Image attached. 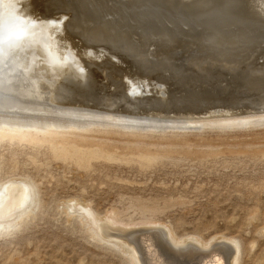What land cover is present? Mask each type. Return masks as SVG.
<instances>
[{
  "label": "rangeland",
  "instance_id": "obj_1",
  "mask_svg": "<svg viewBox=\"0 0 264 264\" xmlns=\"http://www.w3.org/2000/svg\"><path fill=\"white\" fill-rule=\"evenodd\" d=\"M64 1H0V18L28 25L0 59L1 98L133 122L28 119L0 105V181L30 183L38 201L0 226V264H128L121 239L88 236L78 206L127 230L153 221L180 245L228 241L238 264H264V124L218 123L264 117V26L250 47L205 45L196 29L144 43L63 13Z\"/></svg>",
  "mask_w": 264,
  "mask_h": 264
},
{
  "label": "bare ground",
  "instance_id": "obj_2",
  "mask_svg": "<svg viewBox=\"0 0 264 264\" xmlns=\"http://www.w3.org/2000/svg\"><path fill=\"white\" fill-rule=\"evenodd\" d=\"M60 1H64V0H60ZM79 1H81V0H79ZM115 1L125 3L126 5L128 4L127 6L131 7V6H133L132 2L137 1V0H115ZM225 1H228L227 3H230V4L231 3L234 4L235 7L238 8V11L234 14H230V13H226L224 10V11L218 12L217 15H215L216 12H214L213 9L215 8L216 5L212 6V4H213L212 0H157V2H159V3L169 4V5H177L181 8H184V9H191V10L208 9L207 11L200 13L199 15H194L197 18L195 17V18L187 19L186 21L188 23H185V27L187 28V30L181 31L182 34L177 32L176 36L170 37L167 35H164V36L161 35L158 37H160L161 40H169V41L170 40H173V41L176 40L177 41L178 38L183 37V36L188 37L189 36V35H187L188 33L192 32L193 30L195 31V29H198V30H196V32L200 33L199 41H201L205 45H207V44H211V45L212 44H218V48L220 47V45H221V48H223L224 47L222 45V43H223L224 45H228L227 47H230V43L233 40H238L237 42L239 44H237V46H249L250 47V44H249L250 42H248V43H244V42L246 40L254 41V39L249 38L250 35H252V33L255 32L252 28L264 26V0H221L219 5H221L223 7V5L225 4ZM63 3H64V5L69 4V6L72 7V12H73L74 11L73 7H76L78 2H77V0H71L69 2L64 1ZM72 3H73V5H72ZM108 12H110V10H108ZM73 14H75V11L73 12ZM108 14H110V13H107L106 15H108ZM113 14L118 16V14L116 12ZM74 17H75V19H77L79 21L88 22V23L94 22L95 24H100L103 27L102 29L108 30V32H112L111 28L105 27V26H110V25H107L108 23H106L105 21L102 22L99 17L93 18V16L85 17L82 15H81V17L79 15H78V17H76L74 15ZM108 17L110 18L111 16L108 15ZM21 19H20V21H21ZM5 20H9V18L8 19H4L2 17L0 18V22L5 21ZM16 20H17L16 22L13 21L16 24L15 30L10 29L11 27H9V28L6 27L0 31V37H1L0 38V59L1 60L3 59L2 55L6 54L5 53L6 49L8 47H10L12 44H14L16 41L18 42L16 37L19 38L23 34L25 27L28 26L26 21H24L25 23H22V22L18 21V18ZM95 21H97V22H95ZM181 22H184V21H181ZM134 23H135V26H134L133 30L131 31V37L127 33H123L124 37H130L131 39H132V37H134L133 40L142 39L144 43H147V42L150 43L153 40L155 42L157 41V40H155V34H154L155 31L153 29H143L142 24L137 23V22H134ZM123 28H124V26H123ZM125 28L128 29V31H129L132 28V26H127V27L125 26ZM224 30H228L229 34L227 35V33H224ZM226 37H228L229 39L226 40ZM185 38H184V44L186 43V41L188 42V40H189L188 39L185 41ZM247 38H249V39H247ZM196 39L197 38H195L194 40H196ZM157 42H159V41H157ZM191 42H194V41H191ZM261 42L262 41H260V43ZM257 43L260 44L258 41H257ZM24 44H26V43H24ZM27 44H28V42H27ZM181 44H183V43L181 42ZM198 44H199V42H198ZM191 45H193V43ZM234 46H236V45H234ZM254 46H256V45H254ZM254 46H252V50L254 49L253 48ZM18 47L19 46L17 45V48ZM149 47H151V46H149ZM164 47H166V45ZM192 47H195V46L193 45ZM192 47H190V48H192ZM208 47L212 48L210 46H208ZM237 48H239V47H237ZM225 49H226V47H225ZM225 49H224V51H225ZM226 50L228 51V49H226ZM245 50H247V49H245ZM259 50L261 51V53L259 52L260 55H262L264 53V48L261 46H258V51ZM216 51H218V50H216ZM243 51H244V48H243ZM218 53H219V51H218ZM227 55H228V53H227ZM257 59H255V60H257ZM20 101L21 100L18 101L17 99L13 100V98L12 99L0 98V105H3L2 107H6L4 109H7V107H10V106H11L10 108L15 107L14 110L15 109H16L15 111L18 110V114L20 112H21V114L24 113L28 119L29 118L31 119V117L36 118V117L40 116L39 114L45 115L47 113H50L51 115H54L57 118V120H61V121L63 120L64 122H69V123H79L82 121L84 122V120L94 121L97 119H99V121L107 120V122H109L108 120L113 121V122L115 121L116 123L118 122V124L123 123V122L126 123L127 121H130L131 123L133 122V121H131V119H127V118L121 117V116L120 117H118V116L111 117L109 115H104L103 113L100 114L97 112L96 113L86 112V110H85V112H83V111L78 112V111H76V109L73 110L72 107H71L72 110L69 109L70 111H66V110L61 111V108H60V110L55 109L53 111V108H52L53 112H51V111L47 112L46 111V113H44L43 109H42L43 105H40V106H42V108H41L42 112H41L40 109L38 110V108H40V106L36 110V108H34V106L22 105L23 103L21 104L22 101L21 102ZM24 104H26V103H24ZM17 105H20V106H17ZM54 107H56V106H54ZM10 108H8V111ZM44 108H47V107H44ZM4 109L2 108L1 110H4ZM12 109H10V110H12ZM67 110H68V108H67ZM5 112H7V111H3V115L7 114ZM91 112H94V111H91ZM9 113L11 114V112H9ZM21 114H20V116H23V114L22 115ZM8 117H9V114H8ZM126 117H128V116H126ZM14 118H15V116H14ZM263 119H264V117L261 116L259 119H254V120H249V121L239 120V121H233V122L227 121V122H218V123H223L224 125H230V124L235 123V125H237L238 123H245V124L248 123L249 124V122L255 123V122L259 121V123L264 124ZM138 120H136V122ZM140 120H141V118H140ZM262 120H263V122H262ZM142 122L138 121V123H142ZM145 122H146V120H145ZM131 123L128 122V124H131ZM150 123H151V121H150ZM214 124H215V122H214ZM79 125H81V124H79ZM107 126H108V123H107ZM113 126H114V123H113ZM36 201L37 200H36V196L34 193V189L30 183L25 182V181L15 180V179H6L3 181H0V226L9 224L11 221H14V219L18 218L20 215L22 216L27 211H29V212H27L28 214L27 213H25V214L29 215L32 212V209L36 206V204L38 202V201L37 202ZM72 206L76 207L77 205L73 204ZM78 210L80 211V214H82L85 217V219L82 218V219H84L83 221L85 223H87L86 225L88 227L90 226V228L86 229L87 234L90 238H92V239L94 238V239L99 240V241H105V240L108 241L109 240L111 242H115V241H113V239H121L122 240L123 246L125 248H127L128 251L130 252L131 261H130V257L128 255V253L125 250L121 249L117 244L116 245L119 247L120 250L117 248L119 251H123L129 257V262L127 259L128 264H238V261H239V256H238L239 248H238V246L232 245L228 241H225L222 243L217 242V244H215V245H213V243H211L213 246H210L211 244L207 245L209 247H207L206 245H202L199 242H195V241H191L189 243H184V244L180 245V244H178L179 242L177 243V241L171 235L169 230L165 229L163 226H161L159 224L154 223L153 221L144 222V224H142V225H145L143 228H140L138 226L139 229L134 227V229L132 228L130 230H127L126 227L124 226V224H122L121 226L119 224H117L119 226H116L117 222L111 216V214L99 217V216H96L93 213V211L87 206H78ZM27 215L24 217H27ZM20 220L15 221L14 223H11V224H15V223L19 222ZM8 226H10V225H8ZM1 231H5V230H1Z\"/></svg>",
  "mask_w": 264,
  "mask_h": 264
},
{
  "label": "water",
  "instance_id": "obj_3",
  "mask_svg": "<svg viewBox=\"0 0 264 264\" xmlns=\"http://www.w3.org/2000/svg\"><path fill=\"white\" fill-rule=\"evenodd\" d=\"M221 0H212V6L216 5L213 9L214 12H216L215 15H217L218 12L224 11L226 13L234 14L238 11V8L235 7L234 4L227 3L228 1H225V4L223 7L219 5ZM128 5V4H127ZM125 3H121L115 0H81L77 3L76 7H73V10L75 11V14L72 13V10L69 8L72 7H63L65 8V11L61 10L63 13H68L69 15H75L78 17V15L81 17L85 16H93L99 17L102 22L108 23L105 26L112 29V33L114 36L123 35V33H127L128 35H131V31L133 30L135 24L132 23L129 19L131 17L134 21L137 23L142 24L143 29H153L155 31V40H160L161 35H167V36H176L177 32L182 34L181 31H186L187 28L185 27V23H188L186 20L189 18H195L194 15H199L200 13H203L207 11L208 9H199V10H191V9H184L177 5H169V4H162L157 2V0H137L132 2L131 7L127 6ZM105 11L107 13H110L111 17L109 18L108 15L102 14V11ZM110 10V12H108ZM73 11V12H74ZM117 13V15L113 13ZM229 14V15H230ZM197 18V17H196ZM122 20V21H121ZM15 20L9 19L0 22V31L3 30L6 27H11L10 29L15 30L16 24L13 22ZM167 21H171L172 23H167ZM184 21V22H181ZM164 24H159V23ZM125 26H132V28L128 31V29H124ZM253 29V28H252ZM198 30V29H196ZM111 31V30H110ZM228 30H224V33H226ZM103 33V32H102ZM262 33H264V30H262ZM109 37H114L108 33H104ZM191 35V33H188ZM1 38V37H0ZM250 39H258V36L255 32L252 33L249 37ZM247 38V39H249ZM156 43V42H155ZM260 46L264 48V37L262 39V42L260 43ZM264 61V55H260L257 62ZM6 75V74H4ZM0 74V79H5V76ZM0 80V81H3ZM5 83L1 84L0 87L4 88ZM128 98H136L139 95L131 94L129 91L126 93ZM2 97L0 93V98ZM93 240H95L93 238Z\"/></svg>",
  "mask_w": 264,
  "mask_h": 264
}]
</instances>
